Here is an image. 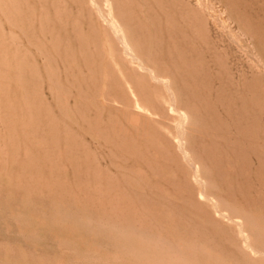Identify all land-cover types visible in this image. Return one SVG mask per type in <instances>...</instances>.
Returning a JSON list of instances; mask_svg holds the SVG:
<instances>
[{"label":"rangeland","instance_id":"obj_1","mask_svg":"<svg viewBox=\"0 0 264 264\" xmlns=\"http://www.w3.org/2000/svg\"><path fill=\"white\" fill-rule=\"evenodd\" d=\"M113 255L264 264V0H0V264Z\"/></svg>","mask_w":264,"mask_h":264},{"label":"bare ground","instance_id":"obj_2","mask_svg":"<svg viewBox=\"0 0 264 264\" xmlns=\"http://www.w3.org/2000/svg\"><path fill=\"white\" fill-rule=\"evenodd\" d=\"M106 1H107V0H105V2H106ZM108 2H109V1H108ZM108 2L105 3V4H108ZM109 4H110V3H109ZM109 4H108V5H109ZM108 5H106V6L109 7L110 5H109V6H108ZM173 5H174V4H173ZM174 6H175V5H174ZM109 9H111V7H109L108 10H109ZM109 12H110V10H109ZM109 12H107V13H109ZM111 12H112V10H111ZM111 14H112V13H111ZM102 15H103V14H102ZM104 16L106 17L107 15L104 14L103 17H104ZM105 17H104V18H105ZM108 17L110 18L111 16H109V14H108ZM112 17H113V14H112ZM106 19L108 20V18H106ZM110 19H111V18H110ZM110 19H109V20H110ZM109 20H108V21H109ZM112 20H114V19H111V20H110V23H111ZM112 22H113V21H112ZM113 23H114V22H113ZM116 23H117V22H116ZM111 26H112V24H111ZM113 26H114V27H115V26L118 27L119 25H118V23H117L116 25H115V23H114ZM112 28H113V27H112ZM120 28H121V26H120ZM120 28L118 27V28H116V29H119V32L121 33L123 30L121 31ZM112 30H115V29H112ZM115 31H116V30H115ZM117 31H118V30H117ZM117 31H116V33H117ZM119 32H118V33H119ZM121 34H122V37L125 36V35L123 34V32H122ZM117 35H119V34H117ZM117 35H116V36H117ZM118 38L120 39L119 36H118ZM124 38H125V37H124ZM120 40H121V39H120ZM121 41H122V40H121ZM124 41H126V39H124ZM127 41H128V40H127ZM129 46H131V45L129 44ZM129 46H128V47H129ZM125 47H126V46H125ZM126 48H127V47H126ZM131 48H132V47H130V49H131ZM125 50H127V49H125ZM131 50H132V49H131ZM128 51H130L129 48H128ZM131 52H132V51H131ZM124 53H125V52H124ZM132 54H133V53H132ZM133 55H134V54H133ZM129 56L131 57V55H129ZM134 56H135V55H134ZM133 62H134V61H133ZM140 67H141V66H140ZM152 76H153V74H152ZM152 76H151V77H152ZM154 77H155V75H154ZM156 77H157V76H156ZM161 78H162V77H161ZM163 79H164V78H163ZM160 80H161V79H160ZM162 83H163V82H162ZM176 103H177V102H176ZM179 105H180V104H179ZM181 112H182V111H181ZM182 114H183V113H182ZM183 115H184V114H183ZM184 116H185V115H184ZM184 116H183L182 119H184ZM177 142H178V141H177ZM228 213H229V212H228ZM15 218H16V217H15ZM16 222H17V221H16ZM19 222H20V221H19ZM247 222H248V221H247ZM222 232H223V231H222ZM245 237H246V236H245ZM117 239H118V238H117ZM249 239H250V238H249ZM136 240H137V238H136ZM137 242H138V241H137ZM116 243H117V242H116ZM161 243H162V242H161ZM248 243H249V242H248ZM61 244H62V243H61ZM135 244H136V243H135ZM166 244H167V243H166ZM132 245H133V244H132ZM137 245H138V244H137ZM142 245H144V244H142ZM260 245H261V244H260ZM134 246H135V245H134ZM251 246H252V245H251ZM130 247H131V246H130ZM153 247H154V246H153ZM253 248H254V247H253ZM256 248H257V247H256ZM256 248H255V249H256ZM131 249H132V248H131ZM123 250H124V249H123ZM137 250H138V249H136V251H137ZM256 250H258V249H256ZM177 251H178V250H177ZM253 251H254V250H253ZM258 251H259V250H258ZM134 252H135V251H134ZM85 253H86V252H85ZM139 253H140V252H139ZM139 253H136V255H137V254L139 255ZM126 254H127V252H126ZM132 254H133V253H132ZM168 254H169V253H168ZM172 254H173V253H172ZM175 254H176V253H175ZM175 254H174V257L176 256V258H177L178 255H175ZM78 255H80V254H78ZM81 255H82V254H81ZM89 255H90V254H89ZM101 255H102V254H101ZM118 255H119V254H118ZM130 255H131V254H130ZM136 255H135V253H134L133 258H134ZM169 255H170V254H169ZM86 256H87V255H86ZM97 256H98V255H97ZM115 256H116V255H115ZM115 256L113 255V257L111 256L110 259L108 258V259H109V261H108L109 263H108V264H110V261H112L111 263L115 262L114 260H112V258H118V257H115ZM121 256L124 257V255H121ZM121 256H119V258H120ZM128 256H129V255H128ZM143 256H144V255H141V256H138L137 258L140 257L141 260H143V259H142ZM157 256H158V255H157ZM164 256H165V255H164ZM79 257H81V256H79ZM87 257H88V256H87ZM104 257H106V256H104ZM109 257H110V255H109ZM122 257H121V258H122ZM125 257H126V256H125ZM129 257L131 258L132 256H129ZM144 257L146 258V256H144ZM148 257H149V256H147V258H148ZM180 257H181V256L178 257V260L180 259L181 262L183 261V263H185L184 260H186V259H185L184 257H183V258H180ZM185 257H186V256H185ZM243 257H244V256H243ZM262 257H263V256H262ZM77 258H78V257H77ZM77 258H76V259H77ZM98 258L102 260V258H100V257H98ZM98 258H96V259L98 260ZM106 258H107V257H106ZM121 258H120V260H121ZM130 258H128V257L125 258L126 260H124L123 264L126 263L125 261H127V263L130 261L129 263H131V264H134V263L137 264L138 261H141L140 258H139V259H135L136 262H134V261H135V260H134V261H133L134 263H133V262L131 261L132 259H130ZM151 258H152L151 260H153V259H156L157 257L151 256ZM164 258H165V257H164ZM168 258H171V259H172L173 256L171 255V256H169ZM80 259L82 260V258H80ZM80 259H78L79 262H80ZM88 259H89V258H88ZM104 259H105V258H104ZM127 259H128L129 261H128ZM161 259H162V258L157 259V260H155V261H156V262H159L158 260H161ZM171 259L169 260V262L172 261ZM182 259H184V260H182ZM192 259H193V258H192ZM84 260H86V259L84 258ZM97 260H96V261H97ZM101 260H98V261H101ZM148 260H149V259H147V261H148ZM162 260L164 261V259H162ZM176 260H177V259H176ZM190 260H191V259H190ZM190 260H189L188 263H189V264H192V263L190 262ZM98 261H97V262H98ZM116 261H118V260H116ZM121 261H123V260H121ZM121 261H119V262L121 263ZM147 261L145 260L144 262H147ZM163 261H161V262H163ZM166 261H168V259L165 260V261H164L163 263H161V264H164ZM174 261H175V260H174ZM180 261H175V262H177V264H179L178 262H180ZM187 261H188V260H186V263H187ZM191 261H192V260H191ZM195 261H196V260H195ZM222 261H223V260H222ZM82 262L87 263V261H86V262H85V261H82ZM94 262H95V261H94ZM119 262H118V264H119ZM141 262H142V261H141ZM141 262H140V263H141ZM144 262H142V263H144ZM148 262H150V260H149ZM151 262H152V261H151ZM181 262H180V263H181ZM4 263H5V262H4ZM76 263H77V262H76ZM90 263H91V262H90ZM95 263H96V262H95ZM98 263L101 264L100 262H98ZM104 263H107V262H106V259H105V262H104ZM127 263H126V264H127ZM159 263H160V262H159ZM173 263H174V262H173ZM183 263H182V264H183ZM207 263L209 264V263H211V261H210V262H207ZM1 264H3V263H1ZM77 264H78V263H77ZM80 264H82V263H80ZM102 264H103V262H102ZM115 264H117V262H115ZM121 264H122V263H121ZM138 264H139V262H138ZM144 264H146V263H144ZM152 264H155V263L152 262ZM165 264H166V263H165ZM168 264H171V263H168ZM175 264H176V263H175ZM193 264H194V263H193ZM201 264H203V263H201ZM205 264H206V263H205ZM211 264H213V262H212ZM215 264H216V263H215ZM217 264H218V263H217ZM221 264H222V263H221ZM226 264H227V263H226Z\"/></svg>","mask_w":264,"mask_h":264}]
</instances>
